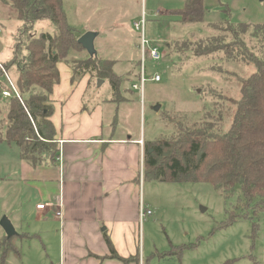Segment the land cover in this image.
<instances>
[{
  "label": "rangeland",
  "instance_id": "rangeland-1",
  "mask_svg": "<svg viewBox=\"0 0 264 264\" xmlns=\"http://www.w3.org/2000/svg\"><path fill=\"white\" fill-rule=\"evenodd\" d=\"M183 5L184 0H63V8L69 23L75 27L76 37L88 31L96 32L94 56L114 61L113 72L123 79L127 77L120 85L118 97L114 96L107 80L93 78L89 83L88 74L77 78L72 69L74 61L84 60L88 53L81 48L70 52L65 64L69 67L71 84L76 85L84 77L88 78L83 94L85 106L106 97L121 100L125 96L129 100L123 108L120 105L119 127L128 125L134 135L142 134L147 141L171 135L168 116L188 124L199 123L215 102L220 103L221 106L215 109L221 107L223 118L216 121V125L227 128L233 109H228L230 104L219 97H238L237 80L254 71V66L241 57L235 61L223 59L221 53L216 57H196L192 51L193 44L188 46L182 42L187 40L191 43L213 35L209 24L215 22L260 23L262 35L259 32L254 35L253 27L249 26L242 36L249 51L264 60V0H203L204 12L198 21L181 19L177 11ZM142 14L146 19V39L164 56L158 61L151 60L147 53L144 56L145 84L141 105L140 94L131 85L138 83L141 57L139 31L134 29L133 24L140 20ZM8 15L6 9H0V63L17 86L19 66L4 62L12 57L14 39L21 21L9 19ZM43 32L50 35L55 33L53 25L46 18L35 22L29 36L36 37ZM24 53L19 55L21 64ZM223 70L230 73L225 74ZM155 75L160 77L159 81L153 80ZM4 82L5 74L0 68V104L8 100L1 97ZM209 89L214 90L213 95ZM34 90L39 92V89ZM157 104L160 107L155 111L153 107ZM112 112L115 114V110ZM123 113L125 116L121 115ZM214 114L217 116L218 112ZM105 118L104 124H107ZM19 158L15 144L0 142V220L6 217L15 225L17 232L30 236L28 240H25V234L11 238L18 249L23 243L20 264H47L48 260L57 259L58 226H53L49 236L40 234L49 226L14 224L15 213L11 208L18 207V197H24V201L29 199V194L18 182ZM237 192L238 187L236 193L226 199L205 182L145 180L146 204H143L151 214L140 221V250L143 255L157 254L160 260L153 259L154 264H253L249 256L256 257L260 264H264V211L253 209L254 205L240 199ZM33 206L31 202L29 207ZM39 235L42 236L39 238ZM5 237L0 226V251ZM49 240L51 247H46L47 256L41 243L47 241L48 244ZM39 248L45 255L43 258L36 254ZM167 251H174L175 254L161 257Z\"/></svg>",
  "mask_w": 264,
  "mask_h": 264
},
{
  "label": "trees",
  "instance_id": "trees-1",
  "mask_svg": "<svg viewBox=\"0 0 264 264\" xmlns=\"http://www.w3.org/2000/svg\"><path fill=\"white\" fill-rule=\"evenodd\" d=\"M0 9L8 11L9 19L21 21L12 57L4 63L19 66L17 88L22 99L9 98L0 104V142L15 144L20 159L32 166L40 165L45 157L55 162L59 150L50 120L53 111L50 93L59 81L57 64L68 62L70 52L83 48L77 42L75 27L67 19L63 0H0ZM177 12L183 21L201 20L203 0H184L183 8ZM41 18L49 20L55 33L43 32L30 37L35 22ZM209 26L213 35L182 43L193 44L196 57H216L219 53L226 60L235 61L241 57L254 66V71L237 80L238 97H219L230 104L228 109H233L226 129L216 125V121L223 119L221 107L215 109L221 106L217 102L206 110L199 123L188 124L168 116L171 135L144 142L142 178L168 183L205 182L226 199L234 195L238 187L240 199L253 204V209L264 211V60L249 51L242 36L249 26L253 27L254 35L257 32L262 35L263 27L260 23L233 24L228 20ZM23 51L21 64L19 55ZM74 62L72 69L77 78L88 74L89 83L93 78L107 80L113 95L118 97L120 85L127 77L123 79L113 72L114 61L88 55ZM209 91L214 93V90ZM11 238L5 237L1 256L20 255ZM105 242L111 258L128 261L116 254L108 237ZM174 254V251H167L161 257Z\"/></svg>",
  "mask_w": 264,
  "mask_h": 264
},
{
  "label": "crops",
  "instance_id": "crops-1",
  "mask_svg": "<svg viewBox=\"0 0 264 264\" xmlns=\"http://www.w3.org/2000/svg\"><path fill=\"white\" fill-rule=\"evenodd\" d=\"M57 67L59 81L50 93V120L56 131L58 157L55 162L45 157L37 166L19 158L18 182L29 199L17 198L18 207L11 208L14 224L49 226L40 231L49 236L58 226L57 259L47 264H154L153 259L160 260L157 254L145 257L140 250L139 207L145 203V180L140 177V168L142 146L147 140L142 134L134 135L128 125L119 127L118 122V111L129 99L106 97L85 106L83 94L88 78L72 85L69 67L64 62ZM30 201L34 203L32 208ZM37 204L45 207L39 209ZM25 235V240L30 239ZM105 237L116 254L128 261L110 257ZM22 244L20 255H0V264H20ZM41 245L48 256L46 247H51V240ZM36 254L45 256L40 248ZM249 258L253 264H260L256 257Z\"/></svg>",
  "mask_w": 264,
  "mask_h": 264
},
{
  "label": "built area",
  "instance_id": "built-area-1",
  "mask_svg": "<svg viewBox=\"0 0 264 264\" xmlns=\"http://www.w3.org/2000/svg\"><path fill=\"white\" fill-rule=\"evenodd\" d=\"M145 23H146V19L144 17V14L141 15L140 20L137 22H134L133 27L135 30L139 31V51H140V72H139V77H138V83H133L131 85V88L133 90H136L139 92L140 94V104L142 105L143 103V99H144V84H145V77H144V56L147 53L148 57L151 60H155L158 61L160 59H162V57L164 56V54L162 52H160L158 50V48L154 45H152L145 37ZM0 68L1 70L4 72L5 74V80H6V85L5 87L2 89L1 92V96L2 98L5 99H9V98H16L20 101H22L21 99V95L20 92L17 88V86H15L13 84V82L11 81L10 77L8 76V74L6 73V71L4 70L3 66L0 63ZM154 81H159L160 77L158 75H155L153 77ZM142 159H143V153H141V168H140V177L142 178ZM37 208H44L45 205L44 204H37L36 205ZM151 214V211L146 208L144 206V204H140L139 207V219L140 221L144 220L148 215ZM56 215L59 216L60 215V211L56 212Z\"/></svg>",
  "mask_w": 264,
  "mask_h": 264
},
{
  "label": "water",
  "instance_id": "water-1",
  "mask_svg": "<svg viewBox=\"0 0 264 264\" xmlns=\"http://www.w3.org/2000/svg\"><path fill=\"white\" fill-rule=\"evenodd\" d=\"M97 36L96 32L88 31L78 37L77 42L90 56L95 55L94 39ZM160 105L157 104L153 107L155 111L159 109ZM0 226L3 228L6 237H11L16 234L14 227L6 217H2L0 220Z\"/></svg>",
  "mask_w": 264,
  "mask_h": 264
}]
</instances>
